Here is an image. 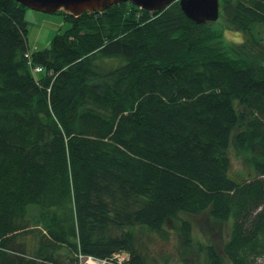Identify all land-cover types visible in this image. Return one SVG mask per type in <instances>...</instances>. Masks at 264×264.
<instances>
[{
	"label": "trees",
	"instance_id": "1",
	"mask_svg": "<svg viewBox=\"0 0 264 264\" xmlns=\"http://www.w3.org/2000/svg\"><path fill=\"white\" fill-rule=\"evenodd\" d=\"M26 9L0 0V264L121 251L147 264L140 234L165 236L171 220L178 264H193L195 246L199 264H259L264 0H220L207 23L179 1L61 10L69 28L33 52ZM227 29L244 40L224 39ZM202 215L229 226L228 239L197 240L190 217Z\"/></svg>",
	"mask_w": 264,
	"mask_h": 264
},
{
	"label": "rangeland",
	"instance_id": "2",
	"mask_svg": "<svg viewBox=\"0 0 264 264\" xmlns=\"http://www.w3.org/2000/svg\"><path fill=\"white\" fill-rule=\"evenodd\" d=\"M25 20L28 25V47L29 51L33 52L35 50H42L50 46L53 37L59 33L64 32L69 28V23L65 20L62 13L48 14L43 11L33 10L27 7L25 12ZM227 38L228 41H242L244 40V35L242 32L235 29H227L224 31V39ZM40 74L38 73L37 76ZM233 160V173H249L250 167L247 163L243 162L241 159L235 157L232 151ZM247 174L245 175V177ZM244 176H242L243 178ZM192 220L194 235L197 240L203 243L209 242H219L222 238L228 239V234L230 227L221 226L220 223H215L209 221L205 215L199 217H190ZM180 226L179 221L171 220L165 225L166 235L162 236L160 233H141L140 242L142 243V250L145 249L144 253L147 254V264H178L181 263L182 255L179 254V233L178 228ZM194 255L191 256L186 261H191L193 264H199L206 258L204 251H199V249L194 250ZM122 258V259H120ZM92 259V260H90ZM131 255L128 252L121 251L120 256H113L110 260L104 259L105 262L100 264H130ZM101 259L89 255L84 257L79 256V261L81 264H90L93 261L97 263ZM259 264H264V256L258 258ZM107 262V263H106ZM191 264V262L189 263ZM224 264H229L227 259L224 260Z\"/></svg>",
	"mask_w": 264,
	"mask_h": 264
},
{
	"label": "water",
	"instance_id": "3",
	"mask_svg": "<svg viewBox=\"0 0 264 264\" xmlns=\"http://www.w3.org/2000/svg\"><path fill=\"white\" fill-rule=\"evenodd\" d=\"M26 7L53 14L66 11L78 16L85 11H104L121 2H133L151 11H161L171 3L179 1L186 16L197 22L216 21L220 16V0H17Z\"/></svg>",
	"mask_w": 264,
	"mask_h": 264
},
{
	"label": "built area",
	"instance_id": "4",
	"mask_svg": "<svg viewBox=\"0 0 264 264\" xmlns=\"http://www.w3.org/2000/svg\"><path fill=\"white\" fill-rule=\"evenodd\" d=\"M34 70H35V71H38V72H41L43 69H42V67H35ZM120 255H121V252L116 253L114 256L117 257V256H120ZM120 259H122V258H120ZM90 260H92V259H90ZM102 262H105V260H100L98 263H97L96 261H93V262H91V263H93V264H100V263H102ZM106 263H107V262H106Z\"/></svg>",
	"mask_w": 264,
	"mask_h": 264
},
{
	"label": "bare ground",
	"instance_id": "5",
	"mask_svg": "<svg viewBox=\"0 0 264 264\" xmlns=\"http://www.w3.org/2000/svg\"><path fill=\"white\" fill-rule=\"evenodd\" d=\"M90 264H93V263H90Z\"/></svg>",
	"mask_w": 264,
	"mask_h": 264
},
{
	"label": "clouds",
	"instance_id": "6",
	"mask_svg": "<svg viewBox=\"0 0 264 264\" xmlns=\"http://www.w3.org/2000/svg\"><path fill=\"white\" fill-rule=\"evenodd\" d=\"M240 42H242V41H240Z\"/></svg>",
	"mask_w": 264,
	"mask_h": 264
}]
</instances>
